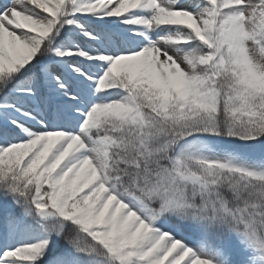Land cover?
I'll list each match as a JSON object with an SVG mask.
<instances>
[{"label":"snow or ice","instance_id":"snow-or-ice-1","mask_svg":"<svg viewBox=\"0 0 264 264\" xmlns=\"http://www.w3.org/2000/svg\"><path fill=\"white\" fill-rule=\"evenodd\" d=\"M0 264H264V0H0Z\"/></svg>","mask_w":264,"mask_h":264}]
</instances>
